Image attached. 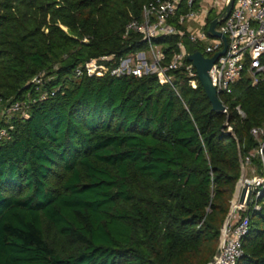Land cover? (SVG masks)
<instances>
[{
    "label": "trees",
    "instance_id": "1",
    "mask_svg": "<svg viewBox=\"0 0 264 264\" xmlns=\"http://www.w3.org/2000/svg\"><path fill=\"white\" fill-rule=\"evenodd\" d=\"M153 1L0 0V105L30 102L0 121V264H208L242 161L263 175L264 80L242 78L217 114L184 69L178 95L155 75L73 78L144 50L126 27ZM177 42L154 40L166 63ZM257 206L237 264H264V188Z\"/></svg>",
    "mask_w": 264,
    "mask_h": 264
},
{
    "label": "built area",
    "instance_id": "2",
    "mask_svg": "<svg viewBox=\"0 0 264 264\" xmlns=\"http://www.w3.org/2000/svg\"><path fill=\"white\" fill-rule=\"evenodd\" d=\"M231 0H155L146 4L140 20H132L126 27V36L137 33L143 38L146 48L137 51L117 63L112 56L90 59L78 65L73 74L74 79L82 77L103 76L121 77L133 76L141 78L147 75L157 76L160 83L173 87V76L169 72L184 69L188 84L197 87V73L187 57L192 54L187 51V44L195 46L203 57L211 58L224 48V40L214 37L209 32V25L217 21L215 32L225 38L226 51L212 65L209 78L215 88L219 100L222 96H229L234 85L246 77L251 86H256L264 80V0H234L231 11L226 19H222L225 8ZM176 36L177 52L166 63L163 45L154 43V40ZM188 63H185V62ZM115 62V63H114ZM43 76L39 75L32 80L36 86L43 84ZM55 93L51 92V96ZM45 98L44 95H42ZM223 104V102H222ZM30 102H16L3 109L2 115L8 122L16 114L26 117ZM224 105V104H223ZM225 107V105H224ZM239 115L243 117L239 108ZM225 107V113H226ZM3 112V113H2ZM12 127H0V142L11 138ZM258 136L263 130H253ZM262 147V146H261ZM262 156V149H259ZM264 165V158L261 157ZM245 161V162H244ZM243 162L249 163V158ZM249 186L252 195L247 206L239 203L241 190ZM264 188V176L246 179L241 176L235 193L230 201V211L221 228L219 241V256L208 264H237L243 255L242 239L249 230V218L243 216L249 207L258 209L257 199L260 190Z\"/></svg>",
    "mask_w": 264,
    "mask_h": 264
},
{
    "label": "water",
    "instance_id": "3",
    "mask_svg": "<svg viewBox=\"0 0 264 264\" xmlns=\"http://www.w3.org/2000/svg\"><path fill=\"white\" fill-rule=\"evenodd\" d=\"M234 0H231L229 5L225 8V11L222 15V19H226L227 16L229 15L231 8L233 6ZM217 24V21L211 22L209 25V32L214 36V37H221L224 40V48L222 51L216 53L213 55L211 58H205L202 56L200 52H193L187 57V61L192 63L194 66L196 73H197V78L198 81L203 88L206 97L208 98L209 103L211 104L212 111H214L217 114L225 113V107L222 104V102L219 100L215 88L212 86L210 78H209V71L212 67V65L215 63V61L222 56L225 51H226V43H225V38L215 32L214 28ZM252 195V190L249 186H245L241 190L240 194V199L239 203L241 205L247 206L249 204L250 198ZM220 253L219 247L216 251V254L212 261L218 258Z\"/></svg>",
    "mask_w": 264,
    "mask_h": 264
},
{
    "label": "rangeland",
    "instance_id": "4",
    "mask_svg": "<svg viewBox=\"0 0 264 264\" xmlns=\"http://www.w3.org/2000/svg\"><path fill=\"white\" fill-rule=\"evenodd\" d=\"M3 113V112H2ZM2 115H1V117H0V121L2 120ZM263 133H264V131H263ZM257 138H258V141L261 143V137H260V135L259 136H257ZM257 156V155H256ZM260 157H262V156H260ZM262 160V159H261ZM245 162V161H244ZM243 162V167H242V176H243V178H246V179H251V178H253V177H262V176H264V165H263V175L262 176H259V174L256 172L257 170L255 169V167L249 162V163H244ZM263 164V163H262Z\"/></svg>",
    "mask_w": 264,
    "mask_h": 264
}]
</instances>
